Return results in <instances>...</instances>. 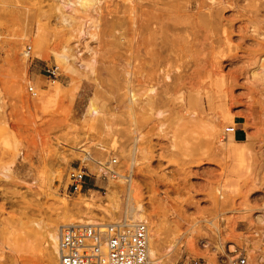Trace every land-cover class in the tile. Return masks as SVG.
<instances>
[{"label":"rangeland","instance_id":"374dc122","mask_svg":"<svg viewBox=\"0 0 264 264\" xmlns=\"http://www.w3.org/2000/svg\"><path fill=\"white\" fill-rule=\"evenodd\" d=\"M57 2L0 0V264H57L44 227L126 220L130 184L146 214L178 231L177 255L162 248L156 264H264V0H98L79 12ZM163 35L161 64L149 50ZM54 64L58 93L44 109L38 89ZM205 90L212 112L197 102ZM228 126L247 152L232 191L217 142ZM112 157L132 163L130 181L101 174ZM72 167H84L81 192L66 188Z\"/></svg>","mask_w":264,"mask_h":264},{"label":"built area","instance_id":"2783aa9c","mask_svg":"<svg viewBox=\"0 0 264 264\" xmlns=\"http://www.w3.org/2000/svg\"><path fill=\"white\" fill-rule=\"evenodd\" d=\"M29 52L30 45L27 44L22 54L28 56ZM44 75L53 81L59 75V67L55 64L47 67ZM26 91L31 95L35 92L32 85H27ZM224 130L232 132L234 127L228 126ZM102 163L101 174L104 176L120 177L125 181L131 179L132 163L121 168L117 157H112L109 163L107 160ZM84 174V167H72L66 175V188L73 193L81 192ZM147 243L148 225L145 221L70 223L59 230L57 264H147ZM234 263L245 264V257L236 258Z\"/></svg>","mask_w":264,"mask_h":264},{"label":"bare ground","instance_id":"6f19581e","mask_svg":"<svg viewBox=\"0 0 264 264\" xmlns=\"http://www.w3.org/2000/svg\"><path fill=\"white\" fill-rule=\"evenodd\" d=\"M96 1H98V0H58L59 4L61 6L68 7L71 10H75L78 8L85 9L88 4H90L91 2L92 3L96 2ZM76 11L79 12L78 10H75V12ZM80 20H83V18ZM81 22H83V21H81ZM82 26H80L81 28L79 27L77 29L79 31V33L80 34L87 33V31H86L87 27L85 28L84 24ZM152 45L155 46V49L152 48L153 50L152 49H151V51L149 50L150 55L153 57L156 56V58L159 60V62L161 64L162 63L164 64V62L167 61L166 50L168 49V47L166 46V36L165 35L161 36L159 38V41L155 42V43L154 42L151 43V46ZM76 53L78 54L79 52H76ZM81 66L86 67L87 65L83 64L81 60H78V67H81ZM164 77H166V78L169 77L166 70H164ZM58 84L59 83H57L55 80H53L51 85L48 86L49 90L50 89L54 90V92L51 94H48V92H49L48 89H42V90H41V88L38 89L37 99L42 103L44 109H48L52 105L53 100L58 93V87H59ZM98 85H99V83L96 82V86H98ZM151 91H153L152 85L149 86V88H146V89L144 88V91L142 93L143 99L145 100V103H147L148 105H150V103H151V96L149 95V93ZM126 93H127V91H126ZM128 93H127L129 95L128 99L130 101L134 102L136 100V95L134 94V92H132L131 89H128ZM35 94H37L36 91L34 92L33 95H35ZM94 100H95V95L89 96V99L86 103V113H89V114H96L97 113V108L94 106ZM197 102L200 106H201V102H204L205 103L204 109L206 111L208 110V111L212 112L214 109L219 107L217 102H216V97H215L214 93L211 92L210 90H205L202 94L199 93L197 95ZM156 114L159 115L160 112H157ZM224 117L228 118V116H226V115H224ZM214 128H215V124L213 126V129ZM226 135L227 136L221 137L217 134V142L219 143L220 148H222V150H223V158H224L226 165H227L226 169L224 171L223 183H222L221 187L225 191H230V190L232 191L236 187L237 181L239 179H241L246 173L247 152H246L244 145L240 142V139H237L233 133H228ZM215 137H216V134H215ZM101 169H102V167H101ZM129 181H130V179H129ZM128 187H127V189H128V192H127L128 193V201L126 200L127 201V210H126V214L124 213L126 215L125 216L126 220L124 218H122V220H125L127 222L129 221L130 223L131 222H138V221H145L147 223V225H148L147 264L158 263V261L160 260V258L162 256L160 254V250L162 248H165L167 251L165 254L167 257V260L168 261L173 260L174 256L177 255V250L179 248V246H178L179 237L175 236V234L178 231L172 230L170 228V225L168 223H166L164 219H162V218L160 219V217L149 216L148 214H146L145 208H144L141 200L140 199L133 200L132 197L134 195V189L132 188L131 184ZM77 197H79V196H77ZM90 199H91V196H90ZM63 201L66 202L65 199ZM76 202H79V201H76ZM87 203H88L87 201L84 202L85 205ZM102 204L105 205L106 202H103ZM109 216H111V215L109 214ZM111 219H112V217H111ZM162 220H164V221H162ZM92 221L93 220H88V221L79 222V223H90ZM110 221L116 222V221H114V219H112ZM59 222H61V221H59ZM117 222H119V221H117ZM75 223H77V222H75ZM66 224H70V223L63 221L58 225L59 226L58 233L56 231V227H54L53 225H48V226L44 227V230L41 231L42 233L40 234V236L43 240V245H49L51 247L52 251L57 253V240H58L59 230L62 226L66 225ZM214 227H215V224H214Z\"/></svg>","mask_w":264,"mask_h":264},{"label":"crops","instance_id":"0c3cea01","mask_svg":"<svg viewBox=\"0 0 264 264\" xmlns=\"http://www.w3.org/2000/svg\"><path fill=\"white\" fill-rule=\"evenodd\" d=\"M44 86V85H43ZM41 88H43V89H48V86H45V87H41ZM49 90V89H48ZM54 92V90L53 89H50L49 90V92H48V94H51V93H53ZM240 180V179H239ZM239 180L237 181V183L239 182ZM94 185V184H93Z\"/></svg>","mask_w":264,"mask_h":264}]
</instances>
